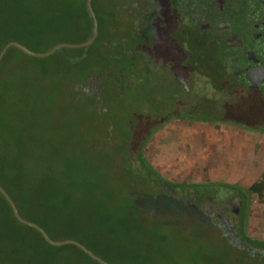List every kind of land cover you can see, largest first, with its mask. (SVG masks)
<instances>
[{"label":"trees","instance_id":"1","mask_svg":"<svg viewBox=\"0 0 264 264\" xmlns=\"http://www.w3.org/2000/svg\"><path fill=\"white\" fill-rule=\"evenodd\" d=\"M91 6L98 20V35L91 45L62 48L48 57H33L11 46L0 61V185L13 199L19 214L41 226L52 239L78 241L110 264H161L160 260L168 255L161 246L167 237L155 233V259L138 250L140 241L135 235L141 234L152 218H157L153 203L163 197L162 206L167 214H172L163 220L165 225L181 224L185 219L179 212L180 206L186 208L187 219H194L197 228L195 245L214 246L219 253L216 264H264V239L246 235L245 205L239 210V222L235 227L239 241H230L222 226L203 211L199 200L193 202L175 197L154 183L175 185L158 173L144 154L155 131L174 118L202 120L206 117H190L185 109L174 106L173 101L160 100L158 112L150 117L149 112L141 111L140 122L126 120L123 123L126 130L131 129L129 134L113 137L117 126L113 110L106 106L107 100L118 105L124 94L139 81L151 80L153 77L147 69L162 49L157 47L153 55L150 54L148 48L152 39L147 34L148 25L144 20H133L129 0H92ZM91 34L92 20L86 0H0V50L7 42L17 41L33 51L45 52L60 42H83ZM98 53V60L94 59ZM92 77L103 78L108 83L101 96L89 95L81 88ZM119 84L123 89L114 95L113 90L116 91ZM100 102L105 107L100 108ZM50 103L68 107L87 103L92 107L95 117L92 148L95 152L100 149L101 141L110 145L120 139L117 153L120 155L121 148L125 152L122 165L117 166L121 173L110 179L119 185L115 183L118 187L107 191L106 195L108 199H118L119 206L115 204L113 208L109 200L95 194L92 185L95 179L89 173H81L77 178L69 171L64 184L69 185L74 196L66 195L65 186L42 156L52 150L51 137H45L52 129ZM221 120L225 124L240 122L224 116ZM35 139L39 142L42 164L33 156L25 161L21 158L23 144L35 142ZM55 153L61 155L62 150L59 148ZM132 158L140 169L134 167ZM63 169L59 175L63 174ZM31 173L34 178L29 180L27 176ZM135 177L152 194V203L143 205L138 195L133 200L129 189L130 180ZM194 185L203 187L205 184ZM227 186L238 192L241 201L251 194L262 196L264 171L247 187ZM180 226L186 228L185 224ZM135 245L136 251H133ZM0 264L99 263L74 245L47 243L37 230L16 220L0 194Z\"/></svg>","mask_w":264,"mask_h":264},{"label":"rangeland","instance_id":"2","mask_svg":"<svg viewBox=\"0 0 264 264\" xmlns=\"http://www.w3.org/2000/svg\"><path fill=\"white\" fill-rule=\"evenodd\" d=\"M197 43L199 42L190 39V36L180 39V45L187 47L192 58L196 51L202 52L203 48L197 46ZM158 44L162 45L161 42ZM163 52L166 53V49ZM159 54H162V51ZM98 55L99 53L95 54L94 59L98 60ZM180 55L174 54L175 58H179ZM198 61L201 69L204 68L207 71L210 68L209 61L204 56H201ZM149 66L147 71L153 77L150 78L151 80L139 81L124 94L118 105L110 99L107 100V103L105 102L106 106L113 110L114 125L117 126L116 128L114 126L113 137H123L122 135L129 134L131 129L126 130L123 123L126 120L140 122V114L143 113L141 111L149 112L150 117L158 112L161 108L160 100L170 103L172 100L181 99L177 105L179 104L178 106L182 109H187L188 105L193 107L194 103L198 102L196 93L212 94V100L222 105V110L228 118L236 122L240 121L238 124L220 125L218 123L215 126L212 123L182 121L174 118L155 131L145 146L144 154L158 173L175 184L154 181L155 185L175 197L191 201L199 200L203 211L215 216L212 219L222 226L226 237L230 241L237 242L232 238L231 230L217 212L227 210V217L234 225L235 230L239 217L238 214L232 213L230 208L231 202L238 196V192L227 184L247 187L256 181L264 171V129H257V127H264V104L258 103L256 100L259 97L258 93L249 89L239 91V93H244L239 96L227 88L222 91H208L207 87L203 86V78L200 79L202 85L193 84L191 81L193 75L187 70L162 69L155 63H151ZM134 80L136 81V79ZM107 87L108 83L98 77H92L85 85L81 86L84 92L94 96L97 94L101 96L102 91H105ZM122 89V84H119L115 87L116 91L113 90V94L117 95ZM184 102L187 103L185 106L181 104ZM207 104L204 101L201 102L199 107L201 113L208 107ZM99 106L100 108L105 107L101 102ZM49 110L53 117L52 129L46 133L45 137H51L52 150L43 153L42 156L46 162L52 165L54 173H57L56 176L60 179V183L65 186L66 195L74 196L69 185L64 184L68 181L65 179L69 171L70 175H75L77 178L81 173L84 175L89 173L95 179L92 184L95 194L99 198L109 200L113 208L115 204L119 206L118 199H108L106 195H108L107 191L113 190L115 183L119 185L118 182L110 179H115L117 174L119 176L121 173L117 166L118 164L122 165L125 152L123 153L121 148L120 155L117 153L121 145L120 139L110 145L101 141L100 149L95 152L92 148V138L94 137L92 127L95 117L89 104L78 103L75 106L70 104L68 107L63 104L50 103ZM190 111L194 112V108H191ZM56 119H58V123H56ZM139 127L141 128V126ZM34 143L36 144L34 145ZM38 147L37 139L35 142L26 141L22 147L21 158L25 161V159L28 160V157L33 156L39 159L42 164L43 158L40 156ZM59 148L62 150V154L57 156L55 150ZM117 155L118 158L115 159ZM132 161L134 167L140 169L134 158ZM114 163L116 166H113ZM61 169H63V174L59 175ZM34 174L31 173L27 176L29 180L34 178ZM130 181L131 187L128 189L133 200H136L137 195L141 196L144 205L150 201V198L153 199L152 194L137 177ZM194 184L205 185L195 187ZM123 185L129 187L128 184ZM180 186L184 188V191ZM153 201L155 202V200ZM163 201L164 198L159 197L157 203H153L155 212H157L154 216L157 218H152L150 223H146L145 230L141 234L135 235L138 242L140 241L138 250L156 259L157 255L153 247L154 237L155 233H160L167 237L161 246L166 249L168 254L165 259L160 260L161 264H216L219 253L214 246L197 247L195 245L193 240L197 228L194 226V219H187L186 208L180 206L179 212L185 219L181 224L165 225L166 222L163 220H167V216L172 214H167V210L162 206ZM132 203L134 204V201ZM244 205L246 207V235L251 238L264 239V193L262 196L256 194L247 196L242 201L240 209ZM182 224L186 225L185 229L181 228ZM132 250L136 251V245Z\"/></svg>","mask_w":264,"mask_h":264},{"label":"flooded vegetation","instance_id":"3","mask_svg":"<svg viewBox=\"0 0 264 264\" xmlns=\"http://www.w3.org/2000/svg\"><path fill=\"white\" fill-rule=\"evenodd\" d=\"M129 3L133 20H144L148 25L147 34L152 39L148 48L150 54L153 55L157 47L162 49L161 59L160 56L152 57L157 66L187 70L193 75L192 83L200 86V79L203 78V86L208 91L227 88L237 96L244 95L239 93L244 89L255 91L259 96L257 102L264 104V80L261 81L258 76V70L264 68V0H129ZM184 36L197 40V46L203 48L202 52L196 51L192 58L187 47L180 45V39ZM175 53L181 54L179 58H175ZM201 56L209 61L207 71L199 67ZM196 96L198 102L193 107L188 105L185 111L190 117L203 116L207 119L176 120L199 121L215 126L225 124L221 119L227 115L222 105L212 100V94L199 92ZM180 100H172L173 105L180 107L177 105ZM202 101L208 103L203 113L199 111ZM181 104L185 106L187 103ZM191 108H194V112L190 111ZM217 213L231 230L232 238L238 242L227 210ZM208 214L215 218L212 213Z\"/></svg>","mask_w":264,"mask_h":264},{"label":"water","instance_id":"4","mask_svg":"<svg viewBox=\"0 0 264 264\" xmlns=\"http://www.w3.org/2000/svg\"><path fill=\"white\" fill-rule=\"evenodd\" d=\"M91 2H92V0H86L87 11H88V13L91 17V20H92V34L87 40L80 42V43L60 42L45 52L33 51V50L25 47L24 45H22L21 43H19L17 41H9L0 50V61H1L2 57L5 55L8 48L11 46L18 48L19 50H21L25 54L33 56V57H48V56L54 54L56 51H58L62 48H74L75 49V48H82V47H86V46L91 45L95 41V39L98 35V20L96 18L95 12L92 9ZM258 76H259L261 81L264 80V68H261L260 70H258ZM249 81L253 82V79L249 78ZM253 86L254 85H251L250 87H253ZM0 194L6 199V201L9 204L16 220L18 222L24 224V225L30 226V227L34 228L35 230H37L41 234V236L44 238V240L47 243H49L50 245H53V246L74 245L77 248H79L80 250H82L84 253H86L93 260L97 261L99 264H110L109 262H107L103 258L94 254L90 249H88L86 246H84L83 244H81L78 241H75L73 239H64V240L52 239L41 226H39L35 222H32L30 220L23 218L19 214L18 209H17L13 199L10 197V195L7 193V191L1 185H0ZM240 205H241V197L237 196L232 200L231 211L234 214L238 213Z\"/></svg>","mask_w":264,"mask_h":264}]
</instances>
